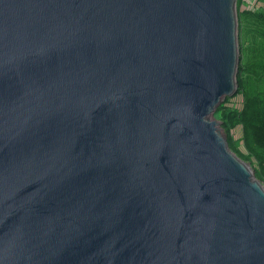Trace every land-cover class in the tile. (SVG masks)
<instances>
[{"label":"water","instance_id":"obj_1","mask_svg":"<svg viewBox=\"0 0 264 264\" xmlns=\"http://www.w3.org/2000/svg\"><path fill=\"white\" fill-rule=\"evenodd\" d=\"M239 65L237 0H0V264H264Z\"/></svg>","mask_w":264,"mask_h":264},{"label":"trees","instance_id":"obj_2","mask_svg":"<svg viewBox=\"0 0 264 264\" xmlns=\"http://www.w3.org/2000/svg\"><path fill=\"white\" fill-rule=\"evenodd\" d=\"M262 6H244L237 0L240 65L238 93L241 106L226 99L214 118L227 138L229 149L244 162H255V176L264 185V0ZM240 131L241 143L233 137Z\"/></svg>","mask_w":264,"mask_h":264},{"label":"rangeland","instance_id":"obj_3","mask_svg":"<svg viewBox=\"0 0 264 264\" xmlns=\"http://www.w3.org/2000/svg\"><path fill=\"white\" fill-rule=\"evenodd\" d=\"M260 6H262V3L259 1V3H258ZM241 103H242V97L241 96H235V97H233L230 101H229V104L230 105H232V106H234V107H236V108H238V107H240L241 106ZM219 128H220V125H219ZM220 133H221V135H223V136H225V134L223 133V131H221L220 130ZM233 137L235 138V140H238L237 141V144L239 143V142H241V139H240V131L238 130V131H235V132H233ZM241 143H239V145H240ZM246 162V161H245ZM247 164H249V166L252 168V170L254 171L256 168H255V162L254 161H248V162H246ZM254 174H255V172H254Z\"/></svg>","mask_w":264,"mask_h":264},{"label":"built area","instance_id":"obj_4","mask_svg":"<svg viewBox=\"0 0 264 264\" xmlns=\"http://www.w3.org/2000/svg\"><path fill=\"white\" fill-rule=\"evenodd\" d=\"M242 2L244 3V6L246 7H255V6H260L258 3H259V0H242Z\"/></svg>","mask_w":264,"mask_h":264}]
</instances>
